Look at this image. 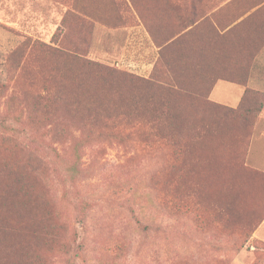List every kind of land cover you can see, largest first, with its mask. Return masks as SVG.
Returning <instances> with one entry per match:
<instances>
[{
  "label": "rangeland",
  "instance_id": "1",
  "mask_svg": "<svg viewBox=\"0 0 264 264\" xmlns=\"http://www.w3.org/2000/svg\"><path fill=\"white\" fill-rule=\"evenodd\" d=\"M119 7L0 0V119L21 138L0 133V199L40 204L38 264H264L251 238L264 216V92L243 111L213 106L212 82L184 69L211 46L195 30L132 26ZM88 136L90 175L74 188L65 164ZM135 215L160 230L146 237Z\"/></svg>",
  "mask_w": 264,
  "mask_h": 264
},
{
  "label": "crops",
  "instance_id": "2",
  "mask_svg": "<svg viewBox=\"0 0 264 264\" xmlns=\"http://www.w3.org/2000/svg\"><path fill=\"white\" fill-rule=\"evenodd\" d=\"M98 1L101 0H88V3ZM104 1L120 6L116 9L121 13L118 19L132 20L128 23L132 26L187 28L184 35L195 30L197 46L201 43L210 45L211 51L202 56L204 63L203 60L199 63L201 59L196 60L195 71L190 63L184 69L188 71L187 75L195 72L197 83L203 85L201 88L206 87L205 82L214 81L210 94L212 101L237 107L248 88L264 92V1L259 4L249 0ZM253 58L247 85L216 79L219 73H245ZM152 67L150 64L149 69ZM252 240L264 250V220Z\"/></svg>",
  "mask_w": 264,
  "mask_h": 264
},
{
  "label": "trees",
  "instance_id": "3",
  "mask_svg": "<svg viewBox=\"0 0 264 264\" xmlns=\"http://www.w3.org/2000/svg\"><path fill=\"white\" fill-rule=\"evenodd\" d=\"M88 15H90L89 12ZM172 31L173 29L167 31V33L171 32L172 34H177L178 30L176 32ZM169 36L170 35L166 36L165 38L163 37L160 40H165L166 38L169 39ZM177 36L175 37L177 38ZM174 38H172L171 41H163L164 43L161 42L165 45L164 50H171L176 48L177 43L175 42L177 39L174 40ZM54 51L55 49H53V52ZM174 58L175 57H173L172 60H174ZM253 61L254 58L250 60L245 73L221 75L222 77L220 78L225 79L227 81L240 83L242 85H247L248 80L250 78V65H252ZM172 67H176L175 64ZM95 69L100 70L99 67H96ZM213 85L214 81L210 86H208L210 87L207 90L209 92V97ZM253 92H257L259 94V92L261 91L248 88L245 91L240 104L236 107V111H243V107L248 106L249 100L247 102L246 97L249 94L251 95ZM44 98V95L37 94V97L35 99L38 101V104H41V101ZM209 101L213 103V106L215 107H229L226 105L218 104L212 101L211 99ZM211 103H209V105H211ZM262 105L263 107L262 109H260L259 113H261L264 108L263 103ZM92 106H95V104L93 103ZM10 108L11 105H8V111H11ZM229 111V109H226V113H228ZM92 122H94L95 125L96 121L92 120ZM113 123H115V121H111L108 119V125H111ZM0 133H4L6 135L11 134L13 136V139L17 141H20L21 139L17 134V128H14L10 125H6V121L4 120V118L0 119ZM104 138L106 140L116 139L118 142L125 141L124 136L120 135L119 133H110L109 137ZM92 141L94 140L89 136L85 138H80L75 140L74 144H72L70 147V154L65 164L66 167L64 170V174L66 183H69L70 185L74 186V188L77 187L79 181L86 177H89L90 175V169L87 166H84L83 163V148L85 145L91 144ZM2 186L3 185L0 184L1 188ZM24 195L29 197L27 191L24 193ZM79 204L80 206L78 207V209L82 214L85 213L87 208H90V203L88 201L82 200L81 202H79ZM40 211V204L37 201L32 200L30 203H28V205H25V203H23L20 199L17 198L16 192L9 194L7 198L0 199V264H38V261L42 257L47 260L48 256L40 255L38 251V248H40V245L43 242V236L39 233L38 230L34 231L36 220ZM135 220L140 231L147 235L146 237L149 236L152 230H160L159 227H155L152 221L145 220L143 217L135 215ZM263 220L264 216L261 218L259 223L255 226L254 230L252 231L251 238ZM48 243L51 242L48 241ZM50 258L51 257L48 258L49 261Z\"/></svg>",
  "mask_w": 264,
  "mask_h": 264
}]
</instances>
